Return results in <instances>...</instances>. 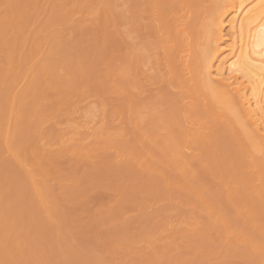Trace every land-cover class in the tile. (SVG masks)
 <instances>
[{
	"label": "bare ground",
	"instance_id": "6f19581e",
	"mask_svg": "<svg viewBox=\"0 0 264 264\" xmlns=\"http://www.w3.org/2000/svg\"><path fill=\"white\" fill-rule=\"evenodd\" d=\"M1 1L5 5L9 1L0 0V17L6 19L13 11L1 10ZM75 2L71 0V4ZM111 3V12L106 9L102 16L91 21L103 45L99 64L104 63L105 68L93 71L87 62L90 52L81 46L87 53L80 51L76 64L67 70L66 81L53 84L54 92L46 95L49 107L43 121L48 120L51 125L44 129L42 124L26 123L24 140H17L7 121L0 120V160L9 157L14 163L9 169L10 177L0 178V189L14 186L17 193H25L17 203L27 209L32 207L37 216L50 218L55 200L48 194V183L54 182L57 189L67 187L62 200H70L79 208L68 227L76 229L79 215L86 213L93 221L85 228L90 233L95 227L97 207L107 209L101 218L120 216L137 204L130 198L136 188L131 191V187L125 190L118 185L106 188L118 191L120 201L127 199L126 207H114V199L109 197L100 198L98 203H86L78 191L99 187H91L97 181H87L82 187L75 184L77 172L80 170L85 176L101 172L116 178L126 169L120 166L125 158L115 147L128 140L134 144L128 154L136 158L131 169L161 174L160 179L133 185L146 191L154 187L163 191L174 184V199L195 206L198 212H161L162 217L143 221L135 233L116 235L106 242L105 250L113 253L126 250L138 256L130 264H147L167 251L165 242L183 240L189 230L201 234L209 244L223 242L224 249L215 248L218 254L229 255V248L241 246L243 260L229 264H261L258 256H263L264 245L252 238L250 228L234 227L220 210H214L213 201L204 191L210 179L217 180L222 185L219 200L237 211L247 212L252 223L263 219L264 213L259 212L262 206L247 197L248 193L260 194L254 184L255 176L227 169L207 152V142L211 140L209 124L229 128L246 150L243 157L264 162V0H111ZM90 5L82 12L89 15L99 11L94 3ZM21 8L17 11L22 12ZM80 11L75 6L73 13ZM16 17L19 18L18 13ZM3 19L0 18V63L6 64L11 60L13 44L7 37ZM86 20L78 21V28ZM91 73L98 81L89 79ZM170 88L181 89V97L189 98L191 106L204 101L208 109L177 108L176 114L165 111L162 98ZM115 91L119 100L111 97ZM79 94L95 98L94 108L99 111V120L89 136L80 130L92 122L95 111L86 107L75 117ZM198 97L201 102L196 101ZM10 101L11 92H0L1 114H9ZM34 101L39 103L38 99L31 100L22 114L26 120L33 117ZM110 149L116 154L111 155ZM189 150L192 152L187 153ZM115 157L119 158L114 160ZM167 171H175L177 175L171 177ZM91 179L94 180L93 174ZM192 181L195 187L190 185ZM1 196L8 203L13 201L8 191ZM203 211L208 217H202ZM261 226L264 227L263 220ZM214 228L215 233L209 234ZM20 252L15 240L0 235V264H20Z\"/></svg>",
	"mask_w": 264,
	"mask_h": 264
},
{
	"label": "rangeland",
	"instance_id": "374dc122",
	"mask_svg": "<svg viewBox=\"0 0 264 264\" xmlns=\"http://www.w3.org/2000/svg\"><path fill=\"white\" fill-rule=\"evenodd\" d=\"M8 1V5H5V1H1V10H11L13 13L6 19L0 18L5 23V29L8 28L7 37L12 42L13 48L9 56L11 60L6 64L0 63V92H11V109L8 115L0 113V120L7 121L10 133L15 135V139L24 140L23 126L26 123L28 125L30 123L42 124L44 129L51 125L50 121H43L45 111L49 107L46 95L54 92L53 84L66 81L67 70L76 64L80 51L87 53V50L81 46L86 47L90 52L87 62L93 71H96L97 68L99 70L105 68L104 63L99 64L101 46L103 49V45L99 43L96 25L91 21L98 15L102 16L106 9L111 12L109 5L112 3L111 0H76L74 5L71 4V0ZM115 2L119 3V1ZM91 3H94L95 9L99 11L89 13V15L83 13L82 10L91 6ZM20 6H22V12L17 11ZM75 6H79L81 11L73 13ZM68 10L70 12H67ZM17 13L19 18L16 17ZM82 19L87 20L85 22L83 20L82 27L78 28L77 22ZM76 69L79 70V64ZM89 79L97 80L98 78L91 73ZM116 93L117 91L111 97L119 100L120 96ZM182 93L179 88H170L165 92L162 98L163 109L171 114L178 113L177 108L208 109L209 106L203 105L204 101L201 102V97L196 100L201 103L191 106L190 99L182 98ZM34 99H38L39 103L34 101L33 117L31 120H26L22 114ZM78 99L79 110L75 117L80 115L81 109L94 108L96 105V100L93 97L79 94ZM94 111L95 116L92 122L82 128L80 133L89 136L96 127L99 111L97 108H94ZM210 126L212 127L211 140L207 142L209 144L207 152L209 154L211 152L210 155L225 165L227 169H238L249 176L250 174L255 176L254 184L259 187L260 194L256 196L253 193H248L247 197L257 201L263 208L261 210L259 207V212L264 213V162L256 161L254 157L250 156L243 157L246 150L238 144L239 142L231 129H221L219 126L209 124V128H211ZM64 128V126L59 127V129ZM133 146V142L128 140H122L116 145L115 148L120 150L121 155L125 158L120 166H124L126 169V171L120 172L116 178L105 176L101 172H91L89 176H85L80 170L77 172L75 184L82 187L87 181L90 183L97 181V185L91 187H99L89 191H78L83 194V201L86 203H98L100 198L109 197L114 199V207H120V205L126 207L127 199L120 201L117 198L118 191L106 188L108 185H118L125 190L131 187L130 191L132 188H136V191L130 194V198L137 204L128 208L120 216L114 218L103 216L101 218L100 216L105 214L107 209L97 207L95 227L91 229L90 233H87L85 228L93 221L89 220L86 213L82 216L79 215L75 223L76 229H69L68 224L72 215L78 212L79 208L70 200H62V194L67 190V187L57 189L54 182L48 183V194L55 200L50 218L47 215L38 214L37 216L32 207L27 209L21 203H17L16 200H20L25 193H17L14 186L0 189V235L4 234L8 240H15V245L20 246L21 252L18 256V258H22L20 264H130L137 260V254H128L126 250H119L117 253L109 252L105 250L106 242L118 234L135 233L143 221L151 218L158 220L160 216L162 217L161 212L170 214H175V211L198 212L195 206L174 199V184L164 187L163 191L160 187L146 191L133 185L161 178L159 173L131 169L136 158L129 155L128 152L132 150ZM113 150H109L111 155L116 154ZM190 152L192 151H187V153ZM4 155L8 156L6 153ZM118 158L115 157L114 160ZM12 162L9 157L0 160L1 179L10 177L9 169L14 164ZM157 164L160 163L157 162ZM167 172L171 177L177 175L175 171ZM92 174L94 180L91 179ZM208 184L204 194L213 201L214 210H220L232 226L250 228L252 238L264 245V227L261 226L264 216L260 221L256 219L254 223L250 222L247 212L237 211L222 199L219 200L222 188L220 182L210 179ZM190 185L195 187V182L192 181ZM237 187H241V185L238 184ZM6 191L13 199L9 203L1 196ZM203 212L202 217H208L207 212ZM31 223L33 225H30ZM216 230V228L209 230V234H214ZM184 235L183 240L165 242L167 251L155 258V261L147 264H229L243 260L241 246L229 248V255L218 254L215 252L216 246H219L220 250L225 248L220 240L209 244L204 241L201 234L191 233L189 230ZM205 237L207 238L206 235ZM50 241L56 243L55 246H51ZM262 255L264 256V253ZM13 256L15 257V255ZM263 256H258L261 264H264Z\"/></svg>",
	"mask_w": 264,
	"mask_h": 264
}]
</instances>
